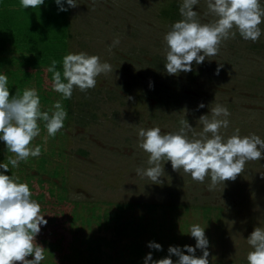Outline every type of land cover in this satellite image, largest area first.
Here are the masks:
<instances>
[{"label": "rangeland", "instance_id": "374dc122", "mask_svg": "<svg viewBox=\"0 0 264 264\" xmlns=\"http://www.w3.org/2000/svg\"><path fill=\"white\" fill-rule=\"evenodd\" d=\"M182 2L77 0L78 5L69 8L68 53L98 55L112 70L99 74L93 88L81 91L74 86L71 97L62 100L67 117L61 133L50 137L40 126L30 146L41 145V154L12 167V176L27 182L26 174H36L33 163L44 157L48 174L41 177H50L57 168L61 175L50 180L63 177L66 182V202L57 203L54 197L38 202L47 220L35 237L45 248L40 264H77L76 255L85 256V243L93 242L99 250L91 256L99 257L101 264H143L148 252L154 260L169 255L151 251L149 241L166 250L169 245H194L188 233L193 223L205 227L209 264H247L251 246L246 238L254 227L264 228V158L246 161L234 180L211 188L209 176L202 182L193 180L182 168L172 169L170 161H161L160 184L136 171L151 166L149 154L139 146L140 128L176 132L185 113L193 127L186 133L188 138L204 139L211 133L201 135L199 117L208 113L211 118L216 104L230 112L229 126L219 130L222 137L239 128L241 135L255 133L264 139V20L255 42L241 38L233 28L235 35L221 40L216 55L199 65L193 61L189 72L169 74L164 69V35L182 18ZM172 4L177 6L175 17L162 14ZM207 5L208 0H198L194 6L200 23L217 19ZM116 38L119 44L109 50ZM218 64L223 66L215 74ZM39 80L33 77L25 89L35 88L41 110H48L61 94L52 90L45 74ZM149 80L154 84L151 88ZM201 101L205 107L197 108ZM0 150L7 159L15 155L2 141ZM37 178L31 186L39 189ZM44 185V191L60 193L48 181ZM206 207L211 209L208 217ZM103 214L120 217L106 224ZM200 254L197 249L195 255ZM31 258V254L26 257Z\"/></svg>", "mask_w": 264, "mask_h": 264}, {"label": "clouds", "instance_id": "9594fccd", "mask_svg": "<svg viewBox=\"0 0 264 264\" xmlns=\"http://www.w3.org/2000/svg\"><path fill=\"white\" fill-rule=\"evenodd\" d=\"M45 0H20L23 9L35 8ZM57 11H67L78 5L77 0H53ZM198 0H183L179 7L182 17L174 21L164 35L166 42V63L164 69L169 74L192 70V62L199 65L206 57L214 56L219 50L222 39L235 35L238 30L241 38L255 42L261 36L259 25L264 20V8L261 0H208V8L215 13L214 23H200L194 6ZM119 44L116 38L108 45L109 50ZM53 59L47 71L51 75V88L61 94V99L52 103L48 110H41L40 97L35 88H26L20 94L10 96L8 75L0 71V141L7 151L14 153L7 163L0 162V264H40L45 259V248L36 242L41 226L47 224L40 204L31 198L27 182L18 177L6 174L9 165L18 167L19 162L29 156L41 154V145L30 146L34 137L40 134L38 121L44 122L48 136H55L64 126L67 110L62 100L72 95L73 87L81 91L93 88L96 77L112 70L107 62H101L98 55H89L84 51L69 52L62 57V72L56 67ZM222 64H218L215 74H219ZM154 84L149 80V87ZM128 99H132L131 96ZM199 102L197 108H204ZM202 114L199 121L203 125L201 135L211 133L204 139H189L187 132L192 126L184 117L181 127L176 132L162 133L159 127L140 128L139 146L147 152V163L150 167L140 169L137 174L148 177L160 184L164 172L161 161H170L172 169L182 168L193 180L204 181L210 177L209 187L218 182L234 180L244 170L248 160H259L264 153V139L255 133L241 135L239 128H234L232 135L226 139L219 134L221 128L229 126V109L221 104ZM188 233L195 239V244L169 245V255L161 259H152L148 252L143 264H209V239L205 227L199 223L191 224ZM251 250L247 253V264H264V228L256 226L246 238ZM150 249L161 250L162 246L154 241L147 242ZM199 249L201 254L195 255ZM31 254V259L26 257ZM172 255L178 257L172 260Z\"/></svg>", "mask_w": 264, "mask_h": 264}, {"label": "trees", "instance_id": "16d2710c", "mask_svg": "<svg viewBox=\"0 0 264 264\" xmlns=\"http://www.w3.org/2000/svg\"><path fill=\"white\" fill-rule=\"evenodd\" d=\"M176 11L177 6L172 4L166 7L162 14L175 17ZM69 30V8L67 11H57V5L53 0H45L44 4L35 8L30 6L26 9L21 7L20 0H0V71L8 75L10 96L22 93L33 77L40 79L39 82H41L45 74L51 81L52 74L47 71V67L53 59L57 61V69L62 72V57L68 54ZM38 123L40 124L39 126L44 128L43 121H38ZM61 131L62 129L54 137ZM0 162H8L1 150ZM46 162L45 158L41 157L37 162L33 163L36 167L35 176L26 174L31 198L41 202L45 197H54L57 203L66 202L64 195L66 191L65 179L61 177L59 181L50 180L51 178L57 179L61 175V171L56 168L50 173V177H41L48 174ZM12 172V166L9 165V170L6 174L12 175ZM36 176H38L39 189L31 186V182ZM19 181H21L20 178ZM47 181L53 189H58L60 193L53 194L54 192L50 188L44 191V183ZM117 207L121 208V206ZM210 210L208 207L204 208L206 217H208L207 214ZM103 216L106 217V224H110L112 220L118 221L120 217L116 215V218L113 219L108 214H103ZM85 245L84 250L88 253L85 256H80L81 253L76 255L75 249L73 250L77 259H79L77 264H101L99 257L91 256V254L96 255L98 253L99 246L95 242L85 243ZM133 246L134 250L139 251V248L134 243H132ZM161 246L162 248L159 251L164 256L167 250L164 249L163 245ZM151 251H155V249H151ZM52 264L56 263L52 262Z\"/></svg>", "mask_w": 264, "mask_h": 264}]
</instances>
